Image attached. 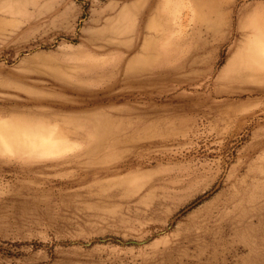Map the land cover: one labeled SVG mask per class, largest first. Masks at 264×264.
<instances>
[{
	"label": "rangeland",
	"instance_id": "374dc122",
	"mask_svg": "<svg viewBox=\"0 0 264 264\" xmlns=\"http://www.w3.org/2000/svg\"><path fill=\"white\" fill-rule=\"evenodd\" d=\"M151 1L0 0V264H264V0Z\"/></svg>",
	"mask_w": 264,
	"mask_h": 264
},
{
	"label": "crops",
	"instance_id": "0c3cea01",
	"mask_svg": "<svg viewBox=\"0 0 264 264\" xmlns=\"http://www.w3.org/2000/svg\"><path fill=\"white\" fill-rule=\"evenodd\" d=\"M162 1L163 0H158V2H155V0H152L151 1L152 3H150L149 6L146 8V12L141 13V17H145L146 15L148 17H160V5L162 4ZM165 2L167 4H169L172 2V0H164V3ZM173 2L172 3L175 4V0ZM132 6H134L132 9H130L128 6H127L128 8L120 9V11L118 12L116 17H137L138 13H139V12H137V7L139 5L134 3V5H132ZM121 32L125 33L126 31L125 32L121 31ZM124 35H126V34H124ZM124 38H126V36ZM153 42H154V39H153ZM153 42L150 41L149 44L153 45ZM142 47L145 49V46L143 44H142ZM92 132H95V131L92 130ZM31 148H33V147H31Z\"/></svg>",
	"mask_w": 264,
	"mask_h": 264
},
{
	"label": "water",
	"instance_id": "95a60500",
	"mask_svg": "<svg viewBox=\"0 0 264 264\" xmlns=\"http://www.w3.org/2000/svg\"><path fill=\"white\" fill-rule=\"evenodd\" d=\"M214 190H215V189H214ZM214 190H212L211 192H213ZM211 192L205 194L201 199H199L198 201H196V202L193 203L192 205H189L188 207H186V209H184L183 212L186 211V210H188V209L191 208L192 206H194L197 202H199V201L202 200L203 198L207 197ZM181 213H182V212H181ZM181 213H179L178 215H176V216H175V219H176ZM160 233H162V231L159 232V233H155V234H153L149 239H151L152 237H154V236H156V235H158V234H160ZM149 239H148V240H149Z\"/></svg>",
	"mask_w": 264,
	"mask_h": 264
}]
</instances>
